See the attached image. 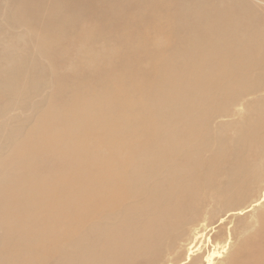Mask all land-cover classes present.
<instances>
[{
    "label": "rangeland",
    "instance_id": "374dc122",
    "mask_svg": "<svg viewBox=\"0 0 264 264\" xmlns=\"http://www.w3.org/2000/svg\"><path fill=\"white\" fill-rule=\"evenodd\" d=\"M78 1L39 0L28 11L29 15L24 16L21 3L25 7V0H0V83L8 81L10 85V79L23 90L15 88L11 97L4 90L0 92V109L6 101L11 105L7 115L0 113V141L5 140L9 146L13 137L23 141L24 136L35 134L34 130L39 128L34 127L36 120L43 116V111L48 114L49 108L64 113L69 104L70 109L89 106L91 102L105 107L107 81L123 80L126 87L130 83H148L150 87L155 70L151 63L155 53L157 58L159 47L163 48L161 55L170 59L161 73H182L185 63L190 61L201 70L190 74L191 78L202 76L211 87L206 93L200 92L204 88L201 86L192 91L195 105L191 110H187L185 103L183 107L177 106L176 115H182L185 120L186 115L192 117L195 120L192 126L181 123L178 129L172 124L163 128L165 121L175 119L165 113L161 114L162 118L158 115L160 120L157 118L152 128L140 127L147 108L138 107L134 117L129 114L131 111L122 109L129 114L127 120L117 124L115 115L107 116L99 132L87 138L85 145L96 149L89 157L77 156L74 162L66 163L61 152L70 146L60 144L48 153L29 151L24 168L16 171L15 183L10 185L6 184L10 168L1 160L14 156L16 151L7 146L5 152L0 149V190L7 186L10 191V194L2 193L4 201L10 198L18 182L26 185L23 193L29 192L28 187L35 180L38 184L47 182L53 189L57 175L79 170L85 159L92 163L89 174L92 177L99 175L98 167L112 158L124 161L117 158L120 154L123 159L132 160L129 167L118 169L121 185L128 188L122 187L127 194L122 193L119 200L124 196L129 199L110 201L105 188H98L101 185L91 178L90 184L81 185L79 190L65 189L63 198L58 192L52 193L47 185L49 189L42 192L47 197L44 205L47 210L36 198L30 199L35 208L24 210L28 216L22 212L8 237L12 240L22 226L29 232L32 228L40 229L44 236L32 240L27 235L31 242H27L30 248L24 254H17L16 244L13 245L12 264H232V257L239 253L245 240L264 226L260 223L264 202L252 207L264 195L261 192L264 186V0H84L77 4ZM19 16L27 23L16 22ZM126 38L129 39L125 41ZM191 39L195 46L191 45ZM190 48L191 53H187ZM115 49L120 52L109 55ZM202 49L208 50L206 55ZM90 66L96 69L91 70ZM180 88L165 92V100H182L184 93ZM129 90L131 104L136 105L144 95ZM20 98L26 101L17 107L13 102ZM143 100L136 106L152 104L151 100L156 99L152 96ZM184 109L188 111L186 114ZM150 111L155 112L153 105ZM99 114L104 116V110L100 109ZM190 135L199 138L200 150L183 151L180 147V138L189 143ZM36 140H33L36 145L45 142L44 138ZM116 141L124 147L120 149L122 152L117 149ZM113 142L115 157L109 145ZM35 144L36 151L39 147L35 148ZM149 159L156 160L158 171L145 166V163L150 166ZM152 172H158V178ZM144 177L147 182L139 183ZM151 178L156 181L152 182ZM168 179H174L175 185L169 186ZM240 179H244L241 184L237 183ZM156 186L159 190L152 197ZM137 188L144 194L128 196ZM152 199L158 200L156 204ZM85 203L87 211L82 207ZM41 210L47 219L35 223L30 216L42 213ZM83 211L85 215L81 214ZM46 230L51 235H45ZM68 239L79 243L78 247L67 249Z\"/></svg>",
    "mask_w": 264,
    "mask_h": 264
},
{
    "label": "bare ground",
    "instance_id": "6f19581e",
    "mask_svg": "<svg viewBox=\"0 0 264 264\" xmlns=\"http://www.w3.org/2000/svg\"><path fill=\"white\" fill-rule=\"evenodd\" d=\"M39 0H25V7L24 5L21 3V7L24 8L23 9V15L24 16H28V11L33 10L35 8V2H38ZM79 3L77 4H82L84 2V0H79ZM37 5V4H36ZM39 5V4H38ZM205 12V11H204ZM16 14V13H15ZM21 14V13H20ZM242 15V14H241ZM14 18H16L14 16ZM10 20V19H9ZM17 20V19H16ZM190 21V20H189ZM254 21V20H253ZM18 23H27V21L22 17L19 16L18 21H16ZM61 26H63L64 21L61 20ZM192 22V21H190ZM246 22V21H245ZM261 23V22H260ZM212 30V28L210 29ZM213 31V30H212ZM210 32V31H209ZM211 34V33H209ZM254 34V33H253ZM262 36V35H261ZM129 38H126L125 41H127ZM108 41V40H107ZM191 45L195 46V44H193V40H190ZM38 46V45H37ZM117 48V47H116ZM205 48V47H204ZM45 49V48H44ZM163 49V48H162ZM162 49L159 47L156 52L158 53L157 58H156V53L154 56V59H152V63L151 65H153L155 67L154 70V76L151 79V81H153V83H151L152 85L150 87H148V83L146 84H135L133 83V85L130 83L128 84V82H126L128 84V86L126 87L122 82L123 80H115L112 81L111 83H109V81H107L104 85L105 87H107L108 94H107V98L106 100L103 99V104L105 105V107H101L100 104H97L95 106L96 103L91 102V104L89 106L87 105H83V107L81 105L78 106H74L72 109H70V104L68 105V107H66V109L68 108V110L64 109V113L63 112H58V111H53V109L49 108L50 111L48 112V114H45V112L43 111V116L41 115V117L36 120L35 126L34 127H39L36 128L34 130L35 134H32L30 136H24L22 139H24L23 141H17L16 137H13L12 142H10L9 140V146L7 145L6 141L4 140V142L0 141V149H2L5 152V147H10L11 151H16V154L14 156H9L7 157L5 160H1V163L4 166H8L10 168V172H9V176L6 180V184H13L15 183L13 181V177L16 174V171H21L24 168V163H26V154L29 151H34L36 154V152H39V154H41V152L43 153H48L49 150L54 149L56 146L63 145V147H67L70 146L69 148H66L65 150H62L61 152V157L63 160L66 161V163H70L71 160L75 159V157L77 156H81V158H83V156H87L89 157L91 155V153L96 152L95 148L91 146V148H89V146L87 147L85 145V141L87 140V138L92 135L94 132H99L98 130L100 129L99 127L101 125H103L104 120L107 118V116H113L115 115L116 120L118 121L117 124H120V121H125L128 119L129 114L131 116H135L136 115V109H138V107L145 109L147 108V113L145 114V117L143 118L142 121V125L140 127H147V128H152L153 125L156 123L157 118L160 116L161 114H165V113H169L171 114L175 119H173V121H165L164 122V127L163 128H167L166 126H170V124H172L175 128H180L179 126H182L181 123L185 124V126H192L193 123L195 122V120L186 115L187 119L185 120L182 115L177 114V106H181L183 107V104L185 103V105L187 106V110H191V108H193V98H192V91L198 87H204L203 90H201V93H204L206 90L208 91L210 89V85H208V83L206 84L204 82V78H202V76H195L194 78H191L190 74L195 73L196 71H201L200 67L195 66L194 64H192L190 61H187L185 63L184 69L182 70V73H179L177 75H165V72H162V69H166V67H164V65L170 61V59L168 58V56L166 55L163 56L161 55V51ZM195 49V48H194ZM108 50V49H107ZM116 52H110L109 55L112 56V53L114 54H118L120 51H118V49H115ZM200 51V50H199ZM202 51H204V55L207 54V49H202ZM44 53V52H43ZM187 53H191V48L189 50H187ZM194 53V52H193ZM194 55V54H193ZM203 55V54H202ZM203 55V56H204ZM200 56V55H199ZM231 56V55H230ZM238 56V55H237ZM247 56V54H246ZM189 58V57H188ZM217 60V57L215 58ZM238 59V58H237ZM237 61V60H236ZM193 62V61H192ZM170 64V63H169ZM173 64V63H172ZM219 64V63H218ZM168 65V64H166ZM96 66V65H95ZM171 66V64L169 65ZM94 67V66H93ZM108 67V66H107ZM172 67V66H171ZM246 67V66H245ZM224 68V67H223ZM91 69V66H90ZM96 68H92L91 70H95ZM196 69V70H194ZM202 69V68H201ZM226 69V66H225ZM169 70V69H168ZM100 71V70H99ZM165 73V74H163ZM199 73V72H198ZM175 74V73H174ZM200 74V73H199ZM14 75V73H13ZM43 75V74H42ZM108 75V74H107ZM203 75V74H202ZM225 75V74H224ZM7 74L4 76L6 77ZM42 77V76H41ZM108 77V76H106ZM196 77V78H195ZM43 79V78H42ZM253 79V78H252ZM10 82V85H8V81L4 82V83H0V92L4 90V92H7L6 95H8L9 97L13 96L14 93V89L17 88L18 86L13 85L12 81L10 79H8ZM131 80H133L131 78ZM236 80V79H235ZM128 81V80H126ZM105 82V81H104ZM147 82V81H146ZM149 82V81H148ZM204 82L202 85H199V83ZM241 82V81H240ZM238 83V82H237ZM186 84V85H185ZM208 85V86H207ZM237 85V84H236ZM239 85V84H238ZM178 86V87H176ZM179 86L181 87L180 89H182L183 93H184V97H182V100L179 101H167L164 98V93L169 91H176L177 89L179 90ZM125 87V88H124ZM186 87H189V90H187ZM129 88H131V90H133L135 93H140L142 95H144V97H142V100L137 102L136 105L138 103H142V101H145L143 99H149L152 96H155L156 100H151L152 104H148V105H141V106H136V105H132L131 104V99L130 97L132 96L130 93ZM184 88H186V90H183ZM19 90L23 91L22 89H20L18 87ZM219 89V88H218ZM229 89V88H228ZM27 90V89H26ZM177 90V91H178ZM199 90V89H197ZM234 90V89H233ZM241 90V89H240ZM94 91V90H93ZM173 91V92H174ZM232 91V89H231ZM104 92V91H102ZM155 92H160L155 95ZM168 92V93H169ZM190 92V93H189ZM206 93V92H205ZM31 94V93H30ZM167 94V93H166ZM182 94V93H181ZM24 95V93H23ZM22 95V96H23ZM74 96V95H73ZM206 96V95H205ZM204 96V97H205ZM27 97V96H26ZM25 97V98H26ZM196 97V96H194ZM198 97V96H197ZM196 97V98H197ZM200 97V96H199ZM203 97V96H202ZM93 98V97H92ZM95 98V97H94ZM139 98V97H138ZM194 98V99H196ZM201 98V97H200ZM89 99V98H88ZM28 100V99H27ZM90 100V99H89ZM26 101V100H25ZM23 98H20L19 101L13 102L15 103V105H17V107H19V104H23L24 102ZM94 101V100H93ZM133 101V100H132ZM203 102V101H202ZM12 103V104H13ZM72 104V103H71ZM102 104V105H103ZM218 104V103H217ZM14 105V104H13ZM27 105V104H26ZM77 105V104H76ZM153 105V109H155V112H151L150 111V107L152 108ZM195 105V104H194ZM10 103L9 102H4L2 109H0V113L5 116V114L7 115V110L9 112L10 109ZM146 106V107H145ZM24 107V106H23ZM82 107V108H81ZM47 108V107H46ZM62 108V107H60ZM254 108V107H253ZM38 109V108H37ZM36 109V110H37ZM73 109H79V111L77 110H73ZM102 109L104 110L105 114L104 116H100L99 114V110ZM122 109L124 111H126L127 109L129 111H131L129 114L122 112ZM202 109V108H200ZM252 109V108H251ZM34 110V109H33ZM71 110V111H70ZM170 110V112H169ZM184 109V114H186L188 111ZM216 110V109H215ZM203 111V110H202ZM207 111V110H206ZM36 112V111H35ZM34 115L36 116L37 113ZM254 112V111H252ZM33 113V112H31ZM0 115V116H2ZM159 115V116H158ZM11 116V115H10ZM33 116V115H31ZM99 116V117H98ZM170 116V115H169ZM164 117V115L162 116ZM161 117V118H162ZM118 118L120 120H118ZM139 118V117H138ZM9 121L10 118H7ZM12 119V118H11ZM137 119V118H135ZM159 119V118H158ZM160 120V119H159ZM158 120V121H159ZM139 121V120H138ZM176 123H175V122ZM154 122V124H153ZM170 122V123H169ZM10 123V122H9ZM12 123V122H11ZM114 123V122H113ZM115 123V124H116ZM175 123V124H174ZM116 124V125H117ZM163 124V122H162ZM114 125V124H113ZM3 128L6 125H2ZM10 126V125H9ZM12 126V125H11ZM184 126V127H185ZM107 127V126H105ZM103 127V128H105ZM135 127V126H134ZM160 127V126H159ZM173 127V128H174ZM7 128V126H6ZM99 128V129H98ZM132 128V127H131ZM172 128V129H173ZM174 128V129H175ZM1 129V128H0ZM142 129V128H141ZM170 129V127H169ZM189 129V128H188ZM5 130V129H4ZM131 130V129H130ZM146 130V129H145ZM159 130V129H158ZM161 130V129H160ZM167 130V129H166ZM182 130V128H181ZM1 131V130H0ZM133 131V130H131ZM139 131V130H138ZM165 131V130H164ZM169 131V130H168ZM176 131V130H175ZM174 131V132H175ZM183 131V130H182ZM3 132V131H2ZM5 132V131H4ZM3 132V134H4ZM20 132V131H19ZM147 132V131H146ZM157 132V131H156ZM166 132V131H165ZM240 132V131H239ZM242 132V131H241ZM15 133V132H14ZM13 133V134H14ZM131 133V132H130ZM139 133V132H138ZM142 133V132H141ZM145 133V132H144ZM168 133V132H167ZM166 133V134H167ZM127 134V133H126ZM136 134V132H135ZM6 135V134H5ZM15 135V134H14ZM34 135H36L34 137ZM170 135V134H169ZM188 135V134H187ZM96 136V135H95ZM94 136V137H95ZM171 136V135H170ZM173 136V135H172ZM215 136V135H214ZM121 137V136H120ZM122 137H124L122 135ZM175 137V136H173ZM180 137V136H179ZM204 137V136H203ZM202 137V138H203ZM218 137V136H217ZM238 137V136H237ZM1 138V137H0ZM45 139L42 144L36 145L34 143V139ZM170 138V137H169ZM125 139V138H124ZM215 139V138H214ZM240 139V138H239ZM250 139V138H249ZM19 140V138H18ZM36 140V141H37ZM128 140V139H127ZM133 140V139H132ZM189 143H187V141H183L182 138H180V147L183 148L184 150H200V145H198V137H189ZM235 140V139H234ZM35 141V142H36ZM121 141V139H120ZM130 141V140H129ZM172 141V140H171ZM178 141L176 140V143ZM37 143V142H36ZM108 143V142H107ZM169 143V142H168ZM175 143V145H176ZM221 143V142H220ZM34 144H35V148L39 147L38 150L35 151L34 149ZM117 144V149L120 151V149H124V147L118 142L116 141ZM116 144L113 142L110 145V150L112 152V156L115 157V152L114 149L116 147ZM172 144V143H171ZM108 145V144H107ZM154 145V144H153ZM256 145V144H255ZM72 146H74L76 149L74 151H72V149H70ZM129 146V144H128ZM147 146V145H146ZM152 146V145H151ZM149 147V146H148ZM154 147V146H153ZM168 147V146H167ZM10 148L8 149V152L10 153ZM143 148V147H142ZM146 148V147H145ZM251 148V147H250ZM74 149V148H73ZM116 150V152L118 151ZM153 150V149H152ZM175 150V149H174ZM177 150V149H176ZM17 151L19 152L17 154ZM139 151V150H138ZM182 151V153H183ZM148 151L146 150V153ZM218 152V151H217ZM13 153V152H12ZM58 153V152H57ZM118 153V152H117ZM145 153V154H146ZM171 153V152H170ZM249 153V152H248ZM143 154V153H142ZM8 155V154H7ZM10 155V154H9ZM38 155V154H37ZM121 156L117 157L120 158L124 161L122 162H118L117 160L113 159L109 160L107 163H104L103 165L99 166L98 169V173L96 177H92V175H89L91 170L90 168L92 167V163L88 162L85 158V161L83 162L84 166H82L79 170L77 171H71L72 173L70 174L67 173L66 175H60L58 176L57 174V180L54 181L53 185V189L49 186V184L47 182H41L40 184H38V182L35 180L33 182H31L30 186L28 187V193H23L22 189L26 188L25 184H18L15 186L13 193L10 195V198L7 200H3L2 197V193H7L10 194V191L8 189L7 186L1 187L0 190V201L2 200V202H0V260H1V264H12V262H14V256L12 255V251H13V245L16 244V248H17V254L25 253V249H29L30 245L28 246V241H30V239L27 237V235L29 237L32 238H36L37 236L39 237V239H41V236H44L43 231L42 230H35L34 228L31 229V231H27L25 229L24 226H22V228L20 230H18L16 232V234L14 233V238L11 240V237L9 236V233H11L12 230V226L13 223H18V220L20 218V216H23V213L25 215L28 216V211H24L29 209V207L31 208V210L33 211L32 204L29 203L30 199L35 200V198L40 201L41 204H43V208L45 209L44 205L47 201V197L43 196L42 193L43 191L47 190V185L49 186V188L52 190V193L58 192L60 195V198H63L65 196V189H68L69 191H73L75 190V188H77V190H79L80 187H82L81 185H89L90 182V178L91 180H96L95 183L100 184L101 186L98 188H101L102 186L105 188L104 191L106 193V195L108 196V198L110 199V201H115V200H119V198L121 197V195L123 196L122 193H126L124 190H122L123 188L128 189L125 186L121 185V174L119 172V167H129L130 163L132 160H126V158L123 159V155L120 154ZM147 155V154H146ZM171 155V154H170ZM129 156V155H128ZM148 157V156H147ZM217 157V156H216ZM178 158V157H177ZM168 159V158H167ZM119 160V159H118ZM149 164L145 163L147 167H149V169H154L156 171L159 170V167L157 164H155L156 160L153 161L151 159L147 160ZM74 162V160H73ZM137 162V161H136ZM135 163V162H134ZM158 163L161 164V162L158 160ZM69 165V164H67ZM132 165V164H131ZM97 167V166H96ZM167 168V167H166ZM68 171V170H67ZM141 171V170H140ZM65 172V171H64ZM161 173V172H160ZM241 173V172H238ZM64 174V173H63ZM70 174V175H69ZM86 176H83V175ZM158 172H152V176L156 178H158ZM185 174V173H184ZM183 174V175H184ZM189 174V173H188ZM186 174V175H188ZM237 174V173H236ZM41 175V174H40ZM138 175V174H137ZM191 175V174H190ZM241 176V175H240ZM244 176V175H243ZM251 176V175H250ZM43 177V176H42ZM182 177V176H181ZM185 177V176H184ZM245 177V176H244ZM247 177V176H246ZM249 177V176H248ZM174 178V177H171ZM187 178V177H185ZM192 178V177H191ZM236 178V177H235ZM253 178V177H252ZM46 179V178H45ZM152 179V178H151ZM152 179L153 181L156 180ZM182 179V178H181ZM184 179V178H183ZM232 179V178H231ZM188 180V179H187ZM244 179H240L239 182L237 183H242ZM45 181V180H44ZM195 181V180H194ZM255 181V179H254ZM141 184H144L147 182V179L144 177L143 180H139L138 181ZM183 182V181H182ZM186 182V181H185ZM259 182V181H258ZM132 183V182H131ZM134 183V182H133ZM138 183V184H139ZM178 183V181H177ZM184 183V182H183ZM182 183V184H183ZM199 183V182H197ZM236 182H234L235 184ZM38 184V185H37ZM167 184L169 186L175 185L174 183V179H168L167 180ZM188 184V183H187ZM239 184V186H241ZM252 184V183H251ZM80 185V186H79ZM93 185V184H92ZM195 184H193L194 186ZM144 186V185H143ZM192 186V188H193ZM201 186V184H200ZM165 187V186H164ZM168 187V186H166ZM244 187V186H242ZM48 188V189H49ZM136 188V187H135ZM186 188H188L186 186ZM189 188H191L189 186ZM196 188V187H195ZM159 190V186L154 187L153 191H154V195L152 197H155V193ZM163 190V189H162ZM189 189H187L188 191ZM191 190V189H190ZM199 190V189H198ZM245 190V189H244ZM27 191V189H26ZM161 191V190H160ZM261 192H264V186L263 188H261ZM95 193V192H94ZM166 193V192H165ZM164 193V194H165ZM191 193V192H190ZM194 193V192H193ZM245 193V192H244ZM127 194V193H126ZM139 194H144L143 191L139 188L135 189V190H131L128 194V196L134 198L135 196L138 197ZM197 194V193H196ZM195 194V195H196ZM242 194V193H241ZM151 195V194H150ZM263 195V194H261ZM72 196V195H71ZM81 196V195H80ZM170 196V195H169ZM181 196V195H180ZM194 196V195H191ZM196 197V196H195ZM146 198H149V195H146ZM249 198V197H248ZM125 199H129L127 196H124V199L119 200L123 201ZM151 199V198H150ZM186 199V198H185ZM244 199V198H243ZM162 200V199H161ZM159 200V201H161ZM13 201L15 203V206L13 205ZM152 201L154 202L153 204H156V199H152ZM152 201H149V203H151ZM262 202H264V195L261 196L260 198H258L256 201L253 202V206L252 207H257L259 205L262 204ZM114 203V202H113ZM122 203V202H121ZM68 204V203H67ZM66 204V205H67ZM85 203L82 207L83 209L85 207H88V204ZM159 204V202H158ZM264 204V203H263ZM137 205V204H136ZM249 206V205H248ZM127 207V206H126ZM63 208V207H62ZM106 208V206H105ZM109 208V207H108ZM264 208V207H263ZM38 209V208H37ZM90 209V208H89ZM88 209V210H89ZM154 209V208H153ZM47 210V208L45 209ZM162 210V209H161ZM240 210V209H238ZM5 211H8L9 213L2 215V213H4ZM58 211V209H57ZM84 211H87L86 209H84ZM84 211L81 213L83 215H85ZM106 211V210H105ZM125 211V210H124ZM42 212V210H41ZM50 212L52 214H54L55 211H52L50 209ZM66 212V211H65ZM71 212V211H69ZM161 212V211H160ZM166 212V211H165ZM159 213V212H158ZM42 213L38 212L37 215L32 213L31 219L35 220V223H39V220L43 219L44 217L46 218V216L42 215ZM69 214V213H68ZM149 214V213H148ZM151 214V213H150ZM166 214V213H165ZM176 214V213H175ZM56 215V214H55ZM129 215V214H128ZM161 215V213H160ZM19 216L17 219L16 217ZM57 216V215H56ZM81 216V215H79ZM148 216V215H147ZM11 217V220L9 219ZM109 217V216H108ZM150 217V216H149ZM153 217V216H152ZM159 217V216H158ZM163 217V216H162ZM170 217V216H169ZM27 218V217H25ZM24 218V219H25ZM76 218V217H75ZM79 218V217H78ZM99 218V217H98ZM105 218V217H104ZM147 218V217H146ZM145 218V219H146ZM168 218V217H167ZM261 221L260 223H263L261 225H264V211L263 214L261 215ZM47 219V218H46ZM63 219V217H62ZM106 219V218H105ZM110 219V218H109ZM117 219V218H116ZM148 219V218H147ZM154 219V218H153ZM174 219V218H173ZM70 220V219H69ZM111 220V219H110ZM152 220V219H151ZM168 220V219H167ZM171 220V219H170ZM147 221V220H146ZM153 221V220H152ZM155 221V220H154ZM43 222L45 223L46 220L44 219ZM79 223V222H78ZM122 223H125L124 221H122ZM128 223H131L130 221H128ZM147 223H149L147 221ZM155 223V222H154ZM14 224V225H15ZM34 224V223H33ZM65 224V223H64ZM163 224V222H162ZM87 225V224H86ZM157 224L155 223V226ZM37 226V225H36ZM127 226V225H126ZM260 226V225H259ZM128 227V226H127ZM130 227V226H129ZM165 227V225L163 226ZM100 228V227H99ZM131 228V227H130ZM45 229V228H44ZM72 229V228H71ZM96 229V228H95ZM91 230V227H90ZM113 230V229H112ZM46 233L47 230L45 231ZM95 232V231H93ZM116 232V231H115ZM167 232V231H166ZM25 233V234H24ZM45 235H51V233L46 234ZM111 233V231H110ZM252 233V232H251ZM254 236L248 240H245V243L243 246H241L240 244V249H239V253H237V255L234 257H232L231 262L232 264H264V226L263 227H259L258 229L255 230ZM252 233V234H253ZM63 234V233H62ZM87 234V233H86ZM11 235V234H10ZM25 235V236H24ZM75 235V234H74ZM94 235V234H93ZM111 235V234H110ZM127 235V234H124ZM72 236V235H71ZM113 236V235H111ZM123 236V235H122ZM61 237V235H60ZM126 237V236H125ZM245 237V236H244ZM77 238V237H76ZM86 238V237H85ZM88 238V237H87ZM147 238V237H146ZM75 239V238H74ZM73 239V240H74ZM79 239V238H78ZM126 239V238H125ZM149 239V238H147ZM14 240V241H13ZM77 239H75L76 241ZM145 240V238H144ZM42 241V240H41ZM66 241V240H65ZM82 241V240H81ZM141 241V240H140ZM149 241V240H148ZM154 241V240H152ZM156 241V240H155ZM197 241V238L195 239V243ZM244 242V241H243ZM33 243V242H32ZM110 243V242H109ZM159 243V242H158ZM148 244V243H147ZM150 244V242H149ZM79 245V243H76L74 241H71L68 239L67 242V249L69 250H73L74 248H77ZM82 245V243H81ZM197 244L194 245V247H196ZM27 246V247H26ZM34 246V243H33ZM131 246V245H130ZM138 246V245H137ZM146 246V245H145ZM148 246V245H147ZM106 247V246H105ZM128 247V246H127ZM58 247H56L57 249ZM139 248V247H138ZM142 248V247H141ZM132 251V250H131ZM237 251V249H236ZM31 252V251H30ZM77 252V251H75ZM151 252V251H150ZM63 253V252H62ZM136 254V253H135ZM47 255V254H46ZM50 255V254H48ZM230 255V254H229ZM60 256V255H59ZM125 256V255H124ZM233 256V255H232ZM26 257V256H25ZM129 257V256H127ZM42 258V256H41ZM132 258V257H131ZM130 258V259H131ZM118 259V258H117ZM21 260V259H20ZM39 260V259H38ZM37 260V261H38ZM43 260V259H41ZM127 260V259H126ZM132 260V259H131ZM17 261V260H16ZM114 261V260H113ZM22 262V260H21ZM26 262V260H25ZM24 262V263H25ZM19 264V263H18Z\"/></svg>",
    "mask_w": 264,
    "mask_h": 264
}]
</instances>
